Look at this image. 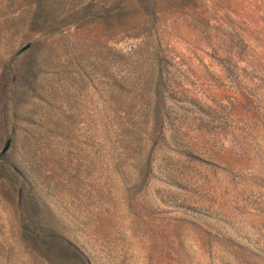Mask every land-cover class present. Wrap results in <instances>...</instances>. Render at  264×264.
<instances>
[{"label": "rangeland", "instance_id": "374dc122", "mask_svg": "<svg viewBox=\"0 0 264 264\" xmlns=\"http://www.w3.org/2000/svg\"><path fill=\"white\" fill-rule=\"evenodd\" d=\"M0 264H264V0H0Z\"/></svg>", "mask_w": 264, "mask_h": 264}, {"label": "water", "instance_id": "95a60500", "mask_svg": "<svg viewBox=\"0 0 264 264\" xmlns=\"http://www.w3.org/2000/svg\"><path fill=\"white\" fill-rule=\"evenodd\" d=\"M7 147V142L4 144V146L2 147L1 151H4Z\"/></svg>", "mask_w": 264, "mask_h": 264}]
</instances>
